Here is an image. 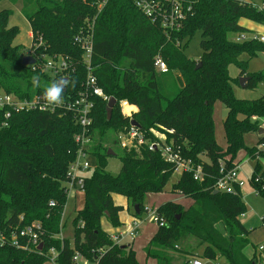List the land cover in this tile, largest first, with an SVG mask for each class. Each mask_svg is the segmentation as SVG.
Segmentation results:
<instances>
[{
	"label": "trees",
	"instance_id": "obj_1",
	"mask_svg": "<svg viewBox=\"0 0 264 264\" xmlns=\"http://www.w3.org/2000/svg\"><path fill=\"white\" fill-rule=\"evenodd\" d=\"M11 1L20 4L30 23V49L37 42L38 53L73 60L75 71L68 76L64 100L75 99L84 89L87 71L74 37L85 26L86 18L97 12V0ZM255 1L193 0L182 26L169 30L149 19L134 0L107 1L95 22L93 64L100 86L117 99V104L109 119L108 101L93 97L90 152L95 167L85 178V202L73 217L72 240L62 238L60 233L68 201V168L78 150L75 135L81 130L75 113L65 109L20 111L6 118V110L0 108V264H46L52 248L57 252L56 264H82V260L140 264L132 243H115L102 227V219L107 217L115 228L122 225L120 212L124 207L114 201V194L126 197L133 214L139 217L145 210L147 194L163 191L174 167L159 147L151 149L143 143L122 147L120 171L112 174L107 170L109 148L116 152L113 144L120 145V134L130 129L133 120L149 141L153 129L162 131L166 141H172L183 156L201 163L209 172L201 181L189 172L180 174L171 192L182 194L192 203L186 208L168 201L157 207L156 212L167 218V224L159 227L149 241L147 257L157 264H190L194 258L259 264L244 254L251 230L241 220L247 210L241 189L214 192L221 163L230 169L237 164L241 151L256 158L258 144L264 139L260 136L254 145L245 141L246 134L261 127L264 94L256 99L239 98L234 90L239 77L230 74V66L235 65L240 76H249L246 88L264 83V71H247L250 59L264 50V42L236 40L241 34L254 33L242 20L264 25V11L254 5ZM18 33L17 26H9V11H0V90L32 98L59 77L22 63V47L14 44ZM197 33L201 52L190 57L186 49ZM244 54L247 60L241 58ZM158 55L167 63L168 72L156 71ZM34 78L39 87L34 86ZM122 100L139 107L132 120L122 113ZM216 101L228 108L223 122L225 148L215 136ZM110 133L117 137L113 144L107 141ZM251 183L264 195V163L259 160ZM135 205L140 208L139 214ZM35 222L42 226L37 245L19 235L21 229ZM220 223L227 235L218 228ZM14 237L19 246L13 244ZM190 239L197 241L196 247L190 245ZM201 247L203 251L198 253L196 249Z\"/></svg>",
	"mask_w": 264,
	"mask_h": 264
},
{
	"label": "built area",
	"instance_id": "obj_2",
	"mask_svg": "<svg viewBox=\"0 0 264 264\" xmlns=\"http://www.w3.org/2000/svg\"><path fill=\"white\" fill-rule=\"evenodd\" d=\"M108 0H97V12L86 18L85 26L76 33L74 42L82 49V59L86 67V78L84 81V89L73 100L63 102L61 106L50 107L45 105L42 94H37L32 98H20L19 96L0 90V108L6 110L5 117L8 118L13 112L20 111H44L55 112L59 109L73 111L76 115V120L80 124L81 130L75 135V141L78 144L77 154L74 160L71 161L68 168V179L66 181V193L69 198L72 191L80 190L83 192L85 178L90 174L95 167L90 162L89 157L92 156L90 152V145L92 143L91 127L93 123L92 112L94 109L93 97H102L108 101V96L98 82V77L95 74V66L93 64L94 53V35L95 22L100 14L102 8ZM193 0H134L136 6L153 22L166 30L179 29L182 26L184 19L187 17L192 8ZM254 3L260 10L264 11V3ZM249 39H256L264 42V35L259 33H244L236 38L238 41H245ZM37 42H34L33 48L30 49L29 55L35 58V64H32V69H37V64L40 62L42 71L50 74L53 77L69 76L75 71L73 60L68 56H51L46 53H38L36 49ZM36 65V66H35ZM155 69L157 72H168V65L161 56L155 58ZM121 111L123 115L128 116L132 120L134 112L139 110L137 105L131 104L126 100L120 101ZM126 106H131L129 111H126ZM6 123V122H4ZM261 127H264V120ZM154 130V129H153ZM152 130V131H153ZM172 131V130H171ZM264 137V133L261 134ZM121 147H130L147 143L151 149L159 147L163 157L174 167V172L178 171L189 172L193 175L195 180H203L209 176V172L204 170L201 163L194 161L182 155L181 150L174 146L173 142L166 141V134L162 132V138L156 141H149L139 127L131 124L130 129L126 133L119 136ZM264 158V139L258 144L256 158ZM240 163L235 164L230 169H225V165L221 163V175L215 180L214 189L222 192H235L238 188L241 189L244 181L239 179ZM54 205V202H51ZM151 220L157 223L158 227H163L167 224L166 220L156 212V209L151 214ZM138 217H134L131 221L126 223L120 230L111 235L115 243L122 244L126 240L133 241L140 231L141 222ZM42 231L41 223L35 222L27 225L20 230L19 235L27 238L28 243L34 245L38 244L39 235ZM14 237L13 244L19 246V242ZM0 243H3V238L0 235ZM256 253L264 259V241L257 244ZM57 252L50 249V259L52 263L56 264ZM78 259V256L75 257ZM87 262V260H86ZM190 264H204L199 258H194ZM215 264H220L216 262Z\"/></svg>",
	"mask_w": 264,
	"mask_h": 264
},
{
	"label": "rangeland",
	"instance_id": "obj_3",
	"mask_svg": "<svg viewBox=\"0 0 264 264\" xmlns=\"http://www.w3.org/2000/svg\"><path fill=\"white\" fill-rule=\"evenodd\" d=\"M257 2H261V1L257 0ZM2 10L9 11V26H17L19 28V33L15 37L14 44L20 45L22 47V52L24 53V55H29L32 44L31 26L27 17L21 11L20 4L13 3L11 0H0V11ZM241 23L243 25L248 26L251 29H254L255 31L264 33V25H259L249 20H242ZM199 43H200V34L197 33L190 42L188 48L186 49V53L190 57L199 56L201 52ZM241 58L247 60L248 56L244 54L242 55ZM41 68L42 65L40 64V62H38L37 69H41ZM247 71L249 73H257L260 71H264V50H261L256 56L250 59L249 64L247 66ZM230 74L234 78L240 77L239 75L240 70L235 65H231ZM234 90L239 98L256 99L264 94V83L259 84L254 89L242 87L240 83L239 84L234 83ZM227 112H228V108L224 105V103H222L221 101H216L214 103L215 136L219 145H221L224 148L227 146V140L225 136L223 122L225 120V117L227 116ZM260 120L262 124L264 118H261ZM260 136L261 134H259L258 132L246 134L245 135L246 144L247 145L256 144ZM116 138L117 137L115 134L110 133L108 135L107 141L109 144H113ZM152 138L153 139H151V141H156L159 138H162V131L154 129L152 132ZM113 146L116 149L117 155L109 156L107 170L112 174H117L122 167V161L120 158L122 147L120 145H114V144ZM204 158L207 160L206 157ZM89 159L90 162L94 165L95 158L93 156H90ZM257 160H259L262 164L264 163L262 158H250L249 156L246 155L245 151H241L238 155V161H237V163H240L239 179L244 181V185L241 188V192L244 201L247 205V210L242 215L241 220L242 223L248 229H254V230L259 229L261 224H263V218H264V195H262L259 190L255 189L251 183L252 171ZM179 176L180 173L178 171H175L174 174L169 179V181L167 182V184L165 185L163 191L159 193L151 192L147 194L145 199V210L141 213L139 217L133 214V206L131 203L128 202L126 197L118 194L114 195V201L117 204L122 205L124 207V209L120 212L121 219L126 223L131 221L134 217H138L139 218L138 220L141 222L140 231L137 234V236L134 238V240L133 241L126 240L123 243V244L132 243L133 248L135 249L137 254V259L140 262V264H157L154 258L147 257L146 254V248L148 246V243L159 228L157 223L151 220L150 216L152 212L155 209H157L158 206L168 201L182 203L186 208H188L191 205L190 200H188V198L186 199L183 195L171 192L172 185L179 179ZM84 202H85V196L82 191L80 190L72 191L71 195L68 198L67 204L64 207V211L62 213V222L63 225L65 224L62 229V232L60 233V236L62 238H69L70 240H72L74 234V227L72 220L76 214V211L84 206ZM161 216L167 222V218L163 215ZM102 227L109 234H114L115 232L118 231L117 229H115V227L111 225L107 217H104L102 219ZM218 228L225 235H227L228 232L223 226V224L221 223L218 224ZM118 229L120 230L121 227ZM259 235H261V232L256 231L255 236H259ZM189 243L192 247L197 246V241L195 239H190ZM196 251L198 253H202L203 248L202 247L197 248ZM215 263L216 261H208V260L205 262V264H215ZM219 263L229 264L225 258H220ZM46 264H54V263L48 261ZM82 264H93V263H89L88 261L86 262V260H82Z\"/></svg>",
	"mask_w": 264,
	"mask_h": 264
},
{
	"label": "water",
	"instance_id": "obj_4",
	"mask_svg": "<svg viewBox=\"0 0 264 264\" xmlns=\"http://www.w3.org/2000/svg\"><path fill=\"white\" fill-rule=\"evenodd\" d=\"M22 63L24 65H31V64L35 63V58L33 56H31V55H24L23 59H22ZM199 66H200V63H198L196 65V68H198ZM58 80L61 81L65 85V90H66V83L68 81V77L67 76L61 77ZM248 80H249V76H247V75H242V76L239 77V82H240L242 87H246L247 86V81ZM116 104H117V99L115 97H113V96L110 97V99L107 102V114H108V118L109 119L111 118L113 109L116 106ZM131 123H132V125L139 127V123L137 121L133 120ZM258 133L259 134H263L264 133V128L260 127L259 130H258ZM108 154L113 156V155H116V152L112 148H109ZM214 192L218 193L219 191L218 190H214ZM135 211H136L137 214L140 213V208H139L138 205H135Z\"/></svg>",
	"mask_w": 264,
	"mask_h": 264
},
{
	"label": "clouds",
	"instance_id": "obj_5",
	"mask_svg": "<svg viewBox=\"0 0 264 264\" xmlns=\"http://www.w3.org/2000/svg\"><path fill=\"white\" fill-rule=\"evenodd\" d=\"M33 84L39 87L38 79H33ZM65 85L59 80H52L44 87L42 92V99L45 105L50 107L61 106L64 102Z\"/></svg>",
	"mask_w": 264,
	"mask_h": 264
},
{
	"label": "crops",
	"instance_id": "obj_6",
	"mask_svg": "<svg viewBox=\"0 0 264 264\" xmlns=\"http://www.w3.org/2000/svg\"><path fill=\"white\" fill-rule=\"evenodd\" d=\"M246 26V25H245ZM248 27V26H247ZM251 29V28H250ZM251 30H253V32H255V33H259V34H263L264 35V33H260V32H258V31H255L254 29H251ZM254 145V144H253ZM179 194V193H178ZM115 195V194H114ZM114 195H113V198H114ZM180 195H182V194H180ZM185 197V196H184ZM186 198V197H185ZM187 199V198H186ZM188 200H190V199H188ZM192 203V201L190 200V204ZM182 204V203H181ZM132 216H133V214H132ZM120 219H121V217H120ZM121 221H122V226H120L121 228L126 224V223H128V222H126L125 223V221H123L122 219H121ZM120 227H118V228H120ZM118 228H115V229H117V230H119ZM247 228V227H246ZM248 229V228H247ZM248 230H251V232L249 233V235H248V239H249V244H248V246L244 249V254L248 257V258H255L258 262H259V264H264V259H261L258 255H257V253H256V246H257V244H259V243H261V242H263L264 241V218H263V224H261V226L259 227V229H257V230H254V229H248ZM256 231H260L261 232V235H259V236H255V233H256ZM112 235V234H111ZM207 261V260H206ZM205 261V262H206ZM208 261H210V260H208ZM205 262H204V264H205Z\"/></svg>",
	"mask_w": 264,
	"mask_h": 264
},
{
	"label": "bare ground",
	"instance_id": "obj_7",
	"mask_svg": "<svg viewBox=\"0 0 264 264\" xmlns=\"http://www.w3.org/2000/svg\"><path fill=\"white\" fill-rule=\"evenodd\" d=\"M126 111H129L131 109V106H126Z\"/></svg>",
	"mask_w": 264,
	"mask_h": 264
}]
</instances>
